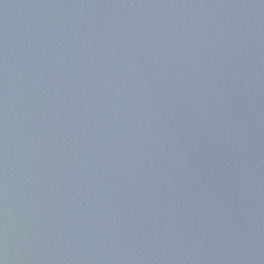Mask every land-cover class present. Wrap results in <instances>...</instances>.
<instances>
[{
    "label": "water",
    "instance_id": "water-1",
    "mask_svg": "<svg viewBox=\"0 0 264 264\" xmlns=\"http://www.w3.org/2000/svg\"><path fill=\"white\" fill-rule=\"evenodd\" d=\"M0 264H264V0H0Z\"/></svg>",
    "mask_w": 264,
    "mask_h": 264
}]
</instances>
